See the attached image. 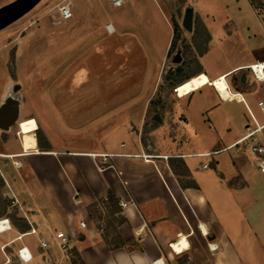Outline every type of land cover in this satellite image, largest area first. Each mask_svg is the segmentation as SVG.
Segmentation results:
<instances>
[{
    "label": "crops",
    "instance_id": "crops-1",
    "mask_svg": "<svg viewBox=\"0 0 264 264\" xmlns=\"http://www.w3.org/2000/svg\"><path fill=\"white\" fill-rule=\"evenodd\" d=\"M188 2L206 34V49L196 56L197 70L178 82L198 73L199 83L174 96L146 140L135 122V92L126 111L101 110L85 122L51 98L44 107L22 101L18 138L0 129V191L28 224L23 230L8 217L10 228L0 230V264H41L40 237L50 241L56 256L55 231L70 234L84 264H264V174L253 156L233 148L246 108L239 100L222 99L215 85L221 79L227 91L241 93L262 118L257 101H264V81L249 66L264 69V0ZM80 3L79 16L100 14L86 0ZM113 8L130 11L139 30H157L154 24L165 18L159 0H124ZM84 25L108 31L102 23ZM0 54L5 62L2 42ZM5 69L0 68V85L6 90ZM2 96L0 91V102ZM39 128L48 147L37 141ZM25 133L35 137L29 148ZM101 153L108 155L105 161ZM109 192L125 218L116 228L124 245L113 249L102 238L103 221L99 227L87 211ZM32 227L35 233H28ZM176 240L180 251L169 245ZM21 246L30 260L18 257Z\"/></svg>",
    "mask_w": 264,
    "mask_h": 264
},
{
    "label": "rangeland",
    "instance_id": "rangeland-1",
    "mask_svg": "<svg viewBox=\"0 0 264 264\" xmlns=\"http://www.w3.org/2000/svg\"><path fill=\"white\" fill-rule=\"evenodd\" d=\"M11 1L0 0V6ZM80 1L40 0L0 29L6 62L5 65L0 54V68L2 71L5 67L8 76L6 90L0 85V91L6 93L14 83H20L19 98L29 108L32 104L44 107L51 98L56 104H65L70 113H76L79 122L91 119L101 110L109 114L116 107L126 111L135 103V122L140 124L144 141L158 127L165 107L176 96L170 84L197 70L196 56L206 42V34L193 10L192 30L182 27L184 11L190 5L188 0H159L165 24L162 20L151 22L157 29L151 31L139 30L130 11L113 8L107 0H86L100 14L79 16ZM67 3L72 17L59 21L58 7ZM173 21L179 25L180 36L169 50ZM93 22L108 25V31L105 27L101 32L86 30L84 23ZM18 131L16 123L7 136L18 138ZM38 133L43 135L41 128ZM2 209L14 222L16 211L11 199L0 191Z\"/></svg>",
    "mask_w": 264,
    "mask_h": 264
},
{
    "label": "built area",
    "instance_id": "built-area-1",
    "mask_svg": "<svg viewBox=\"0 0 264 264\" xmlns=\"http://www.w3.org/2000/svg\"><path fill=\"white\" fill-rule=\"evenodd\" d=\"M111 6H120L124 0H107ZM58 19L59 21L68 20L72 17V11L69 4H62L58 7ZM254 78L257 81H264V69L258 64H252L249 66ZM219 91V90H218ZM231 96H227V99H236L243 102L246 108V119L243 124V130L240 136L236 139L233 144V148L238 152L247 153L253 156L255 164L259 171L264 174V101L258 100L257 105L261 111L262 118L256 115L251 108L246 103L244 97L241 93H231ZM238 95V96H236ZM219 96L224 99L226 97L222 96L219 91ZM95 157V154H92ZM100 157L102 160H106L108 155L101 153ZM204 167L207 164H203ZM100 208L103 213L106 212V206L101 204ZM80 225L84 227L86 223L84 221L80 222ZM10 222L7 217L0 218V230H5L10 228ZM28 233H35V229L32 227ZM54 246L57 251V255L51 252V244L47 238L40 237L38 239L39 256L41 259V264H66L72 263L75 257L74 250L72 247V238L70 234H66L62 231H55L52 234ZM173 243L179 244L180 240L171 242L169 245L174 250ZM176 251V250H175ZM17 255L22 261H28L32 258L26 246H21L17 249Z\"/></svg>",
    "mask_w": 264,
    "mask_h": 264
},
{
    "label": "trees",
    "instance_id": "trees-1",
    "mask_svg": "<svg viewBox=\"0 0 264 264\" xmlns=\"http://www.w3.org/2000/svg\"><path fill=\"white\" fill-rule=\"evenodd\" d=\"M173 33H172V38H171V43H170V47L169 50L173 49L175 46V42L176 40L179 38L180 33H179V25L177 22L173 21ZM206 49V46L203 47L202 49L198 50V53L201 54L204 50ZM198 74V73H197ZM195 74V75H197ZM193 75V76H195ZM191 76V77H193ZM188 77V76H187ZM190 77V78H191ZM188 78V79H190ZM186 79V80H188ZM186 80L182 81L181 83L185 82ZM181 83H179L178 81H174L172 82L170 85L172 86H178ZM44 140V136L42 135V133H38L37 135V141L39 143V145L41 147H48V144L45 142L43 143ZM181 165H184L182 161H180ZM170 167L172 168V170L175 173V170L173 169V164L170 162ZM2 179L0 178V186L2 185ZM103 204L106 206V212L103 213L100 205ZM87 211L89 213V215L92 217V219H94V221H96L97 225H99V227H101V221H103L104 227L102 230V238L104 239V241L106 242V244L108 245V247L110 249L116 248V247H120L123 246L124 242L122 241L121 237L118 235L116 228L117 225L122 223L125 218L120 214V205H119V201L118 199L112 194V193H108L106 196L105 200H100L98 202H95L91 205L88 206ZM0 217H7V215H5L3 209L0 210ZM13 224L16 227H19L23 230L28 228V224L25 222V220H23L22 218H14V222ZM75 257L72 260V264H84L81 260V258L79 257V255L74 252Z\"/></svg>",
    "mask_w": 264,
    "mask_h": 264
},
{
    "label": "water",
    "instance_id": "water-1",
    "mask_svg": "<svg viewBox=\"0 0 264 264\" xmlns=\"http://www.w3.org/2000/svg\"><path fill=\"white\" fill-rule=\"evenodd\" d=\"M39 1L40 0H13L0 6V29L24 15ZM192 24L193 11L189 6L184 11L181 25L187 31H191ZM20 89V83H14L10 90L5 93L0 103V129L3 131H9L13 125L19 122L21 100L18 92Z\"/></svg>",
    "mask_w": 264,
    "mask_h": 264
},
{
    "label": "bare ground",
    "instance_id": "bare-ground-1",
    "mask_svg": "<svg viewBox=\"0 0 264 264\" xmlns=\"http://www.w3.org/2000/svg\"><path fill=\"white\" fill-rule=\"evenodd\" d=\"M198 83H199V78L197 76H193L190 79L186 80L185 82L181 83L180 85L175 86L174 92L177 95L187 94L188 92L193 90V88L195 89V87L198 85ZM215 85H216L217 90H219L221 92L222 96H224L226 98H227V96H231V94L228 93L229 91H227V86H225V87L223 86V82L221 79L218 80L217 83L215 82ZM236 96H238V95H236ZM30 138H31V141H30ZM23 142H24L25 148H29L30 146H33L35 144L34 134L33 133H26L23 136ZM184 243H185V241H184ZM173 247H174V250H176V251L181 250L180 244L173 243Z\"/></svg>",
    "mask_w": 264,
    "mask_h": 264
}]
</instances>
